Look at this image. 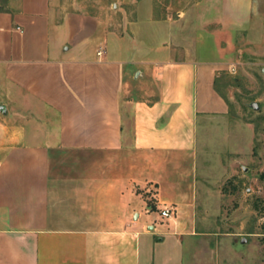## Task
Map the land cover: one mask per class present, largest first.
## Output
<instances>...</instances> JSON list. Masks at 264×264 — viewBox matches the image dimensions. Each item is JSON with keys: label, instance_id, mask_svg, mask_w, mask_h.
Wrapping results in <instances>:
<instances>
[{"label": "crops", "instance_id": "obj_1", "mask_svg": "<svg viewBox=\"0 0 264 264\" xmlns=\"http://www.w3.org/2000/svg\"><path fill=\"white\" fill-rule=\"evenodd\" d=\"M59 4L0 5V264H184L160 209L193 207L229 111L216 79L233 44L208 27L244 30L264 0L195 2L194 27L185 14L137 58L138 34Z\"/></svg>", "mask_w": 264, "mask_h": 264}, {"label": "rangeland", "instance_id": "obj_2", "mask_svg": "<svg viewBox=\"0 0 264 264\" xmlns=\"http://www.w3.org/2000/svg\"><path fill=\"white\" fill-rule=\"evenodd\" d=\"M207 1L60 0L59 8L96 16L109 32L138 34L133 46L142 50L132 51L137 58L164 53L170 40L163 32L192 21L194 27V3ZM208 28L223 47L233 44L216 79L229 111L208 132L211 144L198 161L193 207L165 222L175 219L168 229L181 239L184 264H264V7L244 30Z\"/></svg>", "mask_w": 264, "mask_h": 264}, {"label": "built area", "instance_id": "obj_3", "mask_svg": "<svg viewBox=\"0 0 264 264\" xmlns=\"http://www.w3.org/2000/svg\"><path fill=\"white\" fill-rule=\"evenodd\" d=\"M102 54V50H100L98 52V55H101ZM176 213V210L172 207H164L162 209H160V215L162 218H166V219H170L172 218Z\"/></svg>", "mask_w": 264, "mask_h": 264}, {"label": "water", "instance_id": "obj_4", "mask_svg": "<svg viewBox=\"0 0 264 264\" xmlns=\"http://www.w3.org/2000/svg\"><path fill=\"white\" fill-rule=\"evenodd\" d=\"M252 107H253L254 109H258V105H257L256 103H253V104H252ZM0 110H4V107L1 106V107H0ZM243 242H245V241H243Z\"/></svg>", "mask_w": 264, "mask_h": 264}, {"label": "trees", "instance_id": "obj_5", "mask_svg": "<svg viewBox=\"0 0 264 264\" xmlns=\"http://www.w3.org/2000/svg\"><path fill=\"white\" fill-rule=\"evenodd\" d=\"M262 178L264 179V174H262Z\"/></svg>", "mask_w": 264, "mask_h": 264}]
</instances>
